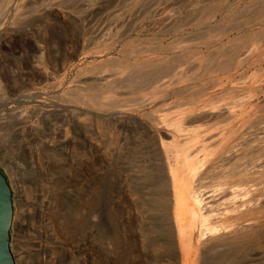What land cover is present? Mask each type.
Wrapping results in <instances>:
<instances>
[{
  "label": "rangeland",
  "instance_id": "374dc122",
  "mask_svg": "<svg viewBox=\"0 0 264 264\" xmlns=\"http://www.w3.org/2000/svg\"><path fill=\"white\" fill-rule=\"evenodd\" d=\"M163 148L185 165L174 253L152 245L164 222L147 192ZM263 168L264 0H0L15 264H197L201 209L184 183L227 198L243 183L264 222ZM251 247L261 254L237 264H264V240Z\"/></svg>",
  "mask_w": 264,
  "mask_h": 264
},
{
  "label": "bare ground",
  "instance_id": "6f19581e",
  "mask_svg": "<svg viewBox=\"0 0 264 264\" xmlns=\"http://www.w3.org/2000/svg\"><path fill=\"white\" fill-rule=\"evenodd\" d=\"M246 157H248V156H246ZM151 158H152L151 164L154 167L156 166V168L159 170L158 173L160 174V177L159 178L156 177L157 180L154 179L153 183L151 181L149 189H148L149 191L148 192L146 191L147 197H150L153 199V204L151 205V210H153L154 212H156L157 207L161 206V208L160 207L159 208L162 210L161 215L163 218L162 221L164 222L163 223L164 228L161 227V237L160 238H162V239L155 238L156 241L152 240V245L156 246L158 248L156 250H159L162 248L163 249L162 253L164 252L165 249L168 250L169 248L174 253L177 251L176 241H175V224L176 223H175L174 217H173V210L175 208L174 189H175V182H176V176L174 173V166L177 165L178 168H180L182 170V168L185 166L184 160L183 159L175 160L173 157V154L171 155L164 148L162 149L161 153H155V154H153V156ZM247 159H249V158H247ZM237 160L239 161V159H237ZM254 165H255V162H254ZM237 167L238 166H236V169H237ZM237 171H238V169H237ZM181 172H182L181 177L184 178L185 172L183 170ZM250 172H251V170H250ZM257 173H259V172H257ZM177 174H179V173L177 172ZM198 175H199V173H198ZM229 175H231V174H229ZM233 175L234 174H232V176ZM252 176H253V174H252ZM257 180H258V178H257ZM198 181H200V180H198ZM222 181H224V180H222ZM226 182H227V180H226ZM229 182H230V180H229ZM220 184H221V182H220ZM233 185L234 186L231 187L232 189H230L231 190L230 192L233 196L231 195L232 196L231 198H227L226 192H228L229 190L225 192L224 189H223L224 191L221 190V192L219 191V193L218 192H217V194L213 193L212 195L210 194L209 196H204L203 193L201 194L198 191H195L192 193H188V192L186 193L185 183H184V190H183L184 198L188 202L190 201L194 206L198 205L199 208L201 209L200 224H199L198 228H199V236L202 237V240H200V243H202V245H201L200 250L196 254L197 261H198L197 264H213L211 261H213L214 257H213V259H211V261L208 260L210 258L209 256H211L213 254L220 255V257H218L219 261H216V259H215V261H216L215 264H237L238 261L240 262V260L243 259L245 256H257V255L261 254L260 250L257 249L258 250L257 251L256 249H253V247H251V245L253 243L257 244L260 240H264V222L263 221H259V222L257 221L256 222L253 219V217H251L250 215H251V213L256 214V210H255L256 208L254 210H251V207H256V206L261 207L262 202L260 203V201H259V203H260L259 205L257 203H256L257 205L252 204L254 202V200L257 199V197H256L257 194H255V193L250 194V190L246 191V189H245L246 185H244L243 183L239 184V185L237 184L238 186H235V183ZM247 187H249V186H247ZM220 189L221 188H219L218 190H220ZM254 191H256V190H254ZM146 192H145V194H146ZM260 198H258V199H260ZM233 211L235 212V214L227 218L225 214L229 213V212H233ZM249 216L251 218H247ZM152 218H154V217H152ZM243 218H247V219L245 220ZM244 220H245V222H244ZM157 226H155V227H157ZM190 246L191 247L189 248V250H190L191 255L195 254L196 251H195L194 244L190 243ZM207 257H208V259H207ZM162 258H163V256H162ZM211 258H212V256H211ZM160 259H161V257H160ZM176 259L174 260V258H173V260H174L173 264L175 262H177ZM241 262H242V260H241ZM247 262H248V260H247ZM163 263H164V261H163Z\"/></svg>",
  "mask_w": 264,
  "mask_h": 264
},
{
  "label": "water",
  "instance_id": "95a60500",
  "mask_svg": "<svg viewBox=\"0 0 264 264\" xmlns=\"http://www.w3.org/2000/svg\"><path fill=\"white\" fill-rule=\"evenodd\" d=\"M13 211L12 189L0 169V264H15L9 246Z\"/></svg>",
  "mask_w": 264,
  "mask_h": 264
}]
</instances>
